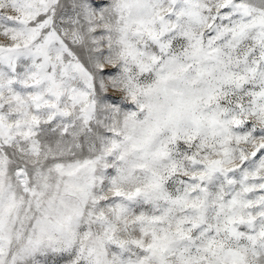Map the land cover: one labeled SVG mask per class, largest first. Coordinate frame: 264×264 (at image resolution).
<instances>
[{"label": "rangeland", "instance_id": "obj_1", "mask_svg": "<svg viewBox=\"0 0 264 264\" xmlns=\"http://www.w3.org/2000/svg\"><path fill=\"white\" fill-rule=\"evenodd\" d=\"M0 264H264V0H0Z\"/></svg>", "mask_w": 264, "mask_h": 264}]
</instances>
